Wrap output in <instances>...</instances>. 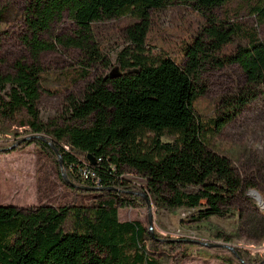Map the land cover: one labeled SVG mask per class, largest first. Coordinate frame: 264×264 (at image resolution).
<instances>
[{"label": "trees", "instance_id": "1", "mask_svg": "<svg viewBox=\"0 0 264 264\" xmlns=\"http://www.w3.org/2000/svg\"><path fill=\"white\" fill-rule=\"evenodd\" d=\"M168 1L24 0L21 17L28 58L14 61L5 72L0 62V122L30 131L31 136L17 138L21 145L40 146L56 164L63 183L95 195L88 204L59 207L23 210L0 204V264H161L147 246L148 238L159 240L142 222L121 221L120 208H134L146 197L156 209L212 211L248 198L251 178L215 145L222 116L201 119L195 112L201 92L193 78L203 57L218 67L236 65L247 89L258 91L264 104V39L253 30H240L236 21L224 25L214 19L215 8L229 0H181L200 11L206 22L184 41L177 61L147 39L148 11ZM10 6L2 5L0 15ZM255 12L264 19V3ZM65 15L73 23L69 34L55 29ZM122 16L135 22L124 28L126 44L116 55V72L88 79L90 72L84 69L79 95L65 96L66 123H43L41 54L74 49L86 57L87 65L108 66L93 24ZM242 104L239 97L236 109ZM83 119L90 125H76ZM17 148L12 144L3 150ZM193 217L200 219L198 214ZM256 218L262 225L264 212ZM210 238L230 240L221 229ZM165 241L181 247L180 240ZM230 252L236 259L249 260L242 248Z\"/></svg>", "mask_w": 264, "mask_h": 264}, {"label": "rangeland", "instance_id": "2", "mask_svg": "<svg viewBox=\"0 0 264 264\" xmlns=\"http://www.w3.org/2000/svg\"><path fill=\"white\" fill-rule=\"evenodd\" d=\"M6 2L11 6L0 15V62H3L4 72L14 61L28 58L21 17L24 0H0V7ZM263 3L264 0H229L215 8L213 17L224 25L236 21L240 30H253L264 39V19L255 12V7ZM148 16V41L177 61L182 55L184 41L206 22L200 11L181 0H169L160 9L152 8ZM134 22L131 16H122L93 24L95 38L103 46L102 57L108 66L87 65L86 57L74 49L47 50L41 54L39 111L43 123L52 120L60 126L66 123L65 96L79 95L84 86L79 75L84 69L90 72L88 79L116 72L113 65L116 55L126 44L124 28ZM72 28V21L65 15L55 29L69 34ZM193 82L201 92L195 104L197 116L208 119L221 115L223 118L215 145L244 176L251 178L253 187L245 193L248 198L236 201L229 208L201 211L199 220L193 217L197 212L190 209H156L151 204L148 207L146 202L134 208H120L119 219L138 220L151 230V236L155 235L159 241L148 238L147 246L161 264H264V223L259 225L253 220L264 212V206L250 194L255 190L264 200V104L261 95L247 89L245 75L238 66L218 67L210 57L201 59ZM239 97L243 104L236 109ZM225 110H228L227 115H223ZM76 125L87 127L90 120L83 119ZM31 135L17 123L0 122V204H14L23 210L38 205L88 204L95 192L70 188L62 182L56 164L40 146L21 145L17 140ZM12 144L18 148L10 152L3 150ZM127 177L143 184L142 179L133 174ZM217 229L230 240H210ZM171 239L180 240L181 247L169 246L165 240ZM235 248L246 250L249 260L234 258L230 250Z\"/></svg>", "mask_w": 264, "mask_h": 264}, {"label": "water", "instance_id": "3", "mask_svg": "<svg viewBox=\"0 0 264 264\" xmlns=\"http://www.w3.org/2000/svg\"><path fill=\"white\" fill-rule=\"evenodd\" d=\"M59 161H60V157H58ZM101 188H94V190H100ZM250 194L258 201H260V195L257 191L255 190H251L250 191ZM145 198V202L147 204V206L149 207L150 206V202L148 201V199L146 197ZM149 223L151 224V221H150V218H149Z\"/></svg>", "mask_w": 264, "mask_h": 264}, {"label": "crops", "instance_id": "4", "mask_svg": "<svg viewBox=\"0 0 264 264\" xmlns=\"http://www.w3.org/2000/svg\"><path fill=\"white\" fill-rule=\"evenodd\" d=\"M2 205H4V204H2ZM208 210H210L208 207H201L199 209H192V211L197 212L195 214H198V215L200 214L201 211H208Z\"/></svg>", "mask_w": 264, "mask_h": 264}, {"label": "bare ground", "instance_id": "5", "mask_svg": "<svg viewBox=\"0 0 264 264\" xmlns=\"http://www.w3.org/2000/svg\"><path fill=\"white\" fill-rule=\"evenodd\" d=\"M260 203H261L262 206H264V200L260 199Z\"/></svg>", "mask_w": 264, "mask_h": 264}, {"label": "built area", "instance_id": "6", "mask_svg": "<svg viewBox=\"0 0 264 264\" xmlns=\"http://www.w3.org/2000/svg\"><path fill=\"white\" fill-rule=\"evenodd\" d=\"M84 173H86V176H88L87 173H89V172H84ZM90 175H91V177H94V174L90 173Z\"/></svg>", "mask_w": 264, "mask_h": 264}]
</instances>
